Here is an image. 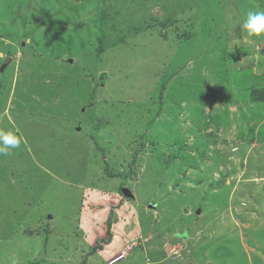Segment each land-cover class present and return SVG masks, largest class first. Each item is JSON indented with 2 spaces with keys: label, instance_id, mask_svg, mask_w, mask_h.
I'll list each match as a JSON object with an SVG mask.
<instances>
[{
  "label": "rangeland",
  "instance_id": "1",
  "mask_svg": "<svg viewBox=\"0 0 264 264\" xmlns=\"http://www.w3.org/2000/svg\"><path fill=\"white\" fill-rule=\"evenodd\" d=\"M261 10L264 0H0V129L22 139L0 155V264H108L95 251L110 243L107 221L130 228L136 202L175 236L196 224L212 238L222 213L236 229L245 212L264 217V102L251 93L264 85V36L241 30ZM236 101L247 109L231 116ZM258 231L257 242L234 230L191 247L202 261L263 264ZM160 241L128 238L117 264H156L141 249Z\"/></svg>",
  "mask_w": 264,
  "mask_h": 264
},
{
  "label": "crops",
  "instance_id": "2",
  "mask_svg": "<svg viewBox=\"0 0 264 264\" xmlns=\"http://www.w3.org/2000/svg\"><path fill=\"white\" fill-rule=\"evenodd\" d=\"M261 84H264L263 82H261ZM254 89V88H253ZM261 89L264 90V85L261 86ZM251 93H253V90H251ZM264 97V96H262ZM250 99H254L251 97L250 95ZM249 99V100H250ZM251 104H253L254 102H252V100H250ZM264 102L263 100H260V102L257 101V103H261ZM230 114L231 116L233 115L232 113H234L233 111H236L239 109V107L241 108V110H244L243 112H246L245 107H242L239 101H236L235 103H230ZM264 106V104L262 105ZM248 115V114H246ZM249 118V117H248ZM252 118H249L250 121ZM264 122V114L262 117V123ZM254 124V123H253ZM237 127V126H235ZM256 129L255 131L257 132L258 136V129L260 128V126L255 125ZM232 131L230 132H235L236 134H239L240 132H237L238 129L234 128V121L232 119ZM235 134V135H236ZM251 134L253 135V132L251 131ZM253 138V136L251 137ZM264 138V137H263ZM185 168V172H187V169H189L188 167H183ZM188 173V172H187ZM175 178V177H173ZM173 180V179H172ZM67 197H69V194H67ZM80 197L78 199L76 208L79 211V205H80ZM147 203L146 202H142V203H135L134 207L132 208V212L130 211V215H132V226H127L126 227V220L123 221L121 220L122 223H124L123 227H121V222L118 223L120 224V228L117 229V231L115 232L114 229L117 228V226L115 223L118 222L117 219L115 220H110L108 219L107 224L109 225V233L110 235H108L109 237V245L107 244L106 246L103 247H96L95 251L98 252L99 256H101V258H103L102 260L104 261H110L112 258L118 256L120 254V252L122 251V246L124 244V242L127 241V239L131 237H135L139 240H144V238L146 236H153V234H158L162 237V239L166 238V242H162L160 241L158 244V248L157 250H153L152 248L149 249L148 247L145 246V249H141V252H143L145 255L147 256H154L156 258L155 263L159 264L160 262L163 264V262L165 260L169 261V264H173L174 262H183L184 259H187V264H229L228 262H223L222 258L223 255L217 254V262H215L214 260H203L200 259L199 257H197L194 253H193V249H192V245L194 244H199V246L201 247L202 251H207L209 249V243H211V240H217V236H219V234H221L222 236H224L225 234H233L234 230H239L241 233L246 232L248 235H250L252 237V241H256L255 238L253 236H257V234L261 233L260 231L258 232H254L256 231L260 226L264 225V217H257L256 215H254L255 212H245V215H243V217L241 218L242 221H244L245 223H242L243 227L241 229H236L237 226L234 223V221L232 220L233 218L227 216L226 215H218V218L215 219L214 218H210L211 221H215L214 223L216 225H219L220 227H222L221 231H217V227L214 230V236L212 238H206L205 235V231L202 227L197 226L196 224H189L187 225L185 228L187 229V231L185 230L184 234H181L183 231L179 232V236H175V235H170V233L165 230V228L159 224H157V220H158V212L157 209L154 205L148 206L147 207ZM216 205V204H215ZM217 206V205H216ZM84 214H86L87 212H84V210H81ZM186 212L188 214H192L190 212V209L188 208L186 210ZM148 213V214H145ZM140 215H142V219L140 218ZM195 215L197 218H199V216L196 214ZM195 217V218H196ZM220 217L222 219H220ZM236 217H240L239 215H236ZM259 221L258 224H254L253 226L251 225V223H253L255 220ZM220 221V224H219ZM262 221V222H261ZM131 225V224H130ZM181 228V226H179ZM178 227V228H179ZM258 227V228H257ZM129 228V229H128ZM183 228V227H182ZM253 229L252 232L250 233V229ZM63 230V228H62ZM119 230H121L119 232ZM164 230V231H163ZM91 232V227L90 228H86V230H82L81 233H83V240L86 239L87 235ZM212 234V230L209 231ZM202 235H201V234ZM264 234V232H263ZM183 235V236H182ZM185 235V237H184ZM139 236V237H136ZM244 236V235H243ZM220 237V236H219ZM240 238H242V236L240 235ZM189 241V244L188 242ZM262 241H259L258 243H261ZM208 243V244H207ZM244 248H247L246 243L242 244ZM255 246V245H254ZM66 247V245L63 246V248ZM106 247V248H105ZM176 252V254H174L173 252H168L170 250H173ZM131 250V248H130ZM251 252H255L253 248H251L250 250ZM217 252V250H216ZM118 253V255H117ZM111 255H116V256H111ZM111 256V257H110ZM127 256V255H126ZM126 256L113 262L110 264H117L118 262L126 259ZM195 256V257H194ZM254 255H252L251 257L248 258V260L251 262V264L254 261ZM258 256V255H257ZM259 258V256H258ZM200 259V260H198ZM260 259V258H259ZM264 259V258H263ZM150 258H146V264H148V262H150ZM198 260V261H197ZM91 264V263H90ZM264 264V263H263Z\"/></svg>",
  "mask_w": 264,
  "mask_h": 264
},
{
  "label": "clouds",
  "instance_id": "3",
  "mask_svg": "<svg viewBox=\"0 0 264 264\" xmlns=\"http://www.w3.org/2000/svg\"><path fill=\"white\" fill-rule=\"evenodd\" d=\"M241 30L242 33L246 34V36L250 38L264 36V10L249 11L241 26ZM241 42L242 41L240 39H237L235 41V44L239 45ZM21 142L22 139L13 131H4L0 129V155H8L10 149L18 148ZM123 256L124 255H118L116 256V258H120ZM13 264H16V262L13 261Z\"/></svg>",
  "mask_w": 264,
  "mask_h": 264
},
{
  "label": "trees",
  "instance_id": "4",
  "mask_svg": "<svg viewBox=\"0 0 264 264\" xmlns=\"http://www.w3.org/2000/svg\"><path fill=\"white\" fill-rule=\"evenodd\" d=\"M6 39H5V35L2 33V34H0V41L1 42H3V41H5ZM36 44V43H35ZM21 46V45H20ZM260 92V94L262 95V96H264V90H262V89H253V93L252 94H254L255 96H256V98H258V99H260V100H263L264 99V97H257V95L259 94V93H257L258 91ZM259 94V95H260ZM38 183V182H37ZM23 185H26V183L25 184H23ZM36 187H38V186H36ZM22 189L23 190H25L26 191V188L25 187H22ZM29 194H31V193H29ZM30 197V196H29ZM14 200V199H13ZM23 200H24V203L22 204V205H25V202H26V200H27V198H26V196L23 194ZM2 201H4V199L2 200ZM5 202V201H4ZM27 203V202H26ZM6 205H8V204H6ZM17 205H19V204H17ZM16 205V206H17ZM27 205V204H26ZM30 224L31 223H29V227L26 229V231L27 232H29L30 230H32L31 229V227H30ZM30 233V232H29Z\"/></svg>",
  "mask_w": 264,
  "mask_h": 264
}]
</instances>
